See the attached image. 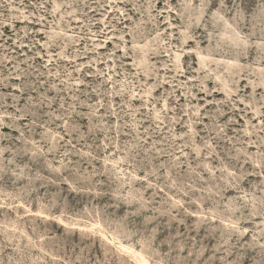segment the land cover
<instances>
[{"label":"rangeland","instance_id":"1","mask_svg":"<svg viewBox=\"0 0 264 264\" xmlns=\"http://www.w3.org/2000/svg\"><path fill=\"white\" fill-rule=\"evenodd\" d=\"M0 264H264V0H0Z\"/></svg>","mask_w":264,"mask_h":264}]
</instances>
